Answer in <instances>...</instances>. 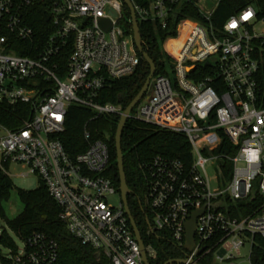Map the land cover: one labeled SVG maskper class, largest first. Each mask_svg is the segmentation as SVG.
Masks as SVG:
<instances>
[{"label": "built area", "instance_id": "2783aa9c", "mask_svg": "<svg viewBox=\"0 0 264 264\" xmlns=\"http://www.w3.org/2000/svg\"><path fill=\"white\" fill-rule=\"evenodd\" d=\"M131 1L139 24L173 26L177 35L163 43L169 75H155L130 119L183 134L192 149L190 162L158 155L142 165L150 233L176 255L162 264H264V9L249 6L219 29L213 17L222 0L211 13L203 0ZM35 5L43 6L53 33L34 48L36 32L27 21ZM192 6L200 20L181 17ZM125 7L123 0H0V107L33 109L17 130L0 124V167L21 165L28 168L24 176L36 175L68 232L101 253L100 262L146 264L122 196L106 176L107 142L93 141L86 126L89 147L72 158L61 141L73 105L92 110L95 119L124 113L99 99L109 81L131 77L141 64ZM231 20L235 28L226 27ZM63 49H71L65 69ZM117 195L115 206L110 200ZM200 211L189 249L187 224ZM10 232L0 220V249H10L0 251V264H58L56 240L36 232L20 237L18 248ZM144 244L148 262L161 264L153 241Z\"/></svg>", "mask_w": 264, "mask_h": 264}, {"label": "trees", "instance_id": "16d2710c", "mask_svg": "<svg viewBox=\"0 0 264 264\" xmlns=\"http://www.w3.org/2000/svg\"><path fill=\"white\" fill-rule=\"evenodd\" d=\"M137 2V0H135ZM249 6H256L264 9V0H222L220 7L213 17V24L221 29L234 15L241 13ZM30 16L27 23L34 28L36 38L32 45L41 46L47 42L53 28L46 20L45 10L42 5H35L30 9ZM182 18L200 20L201 16L197 8L188 7L184 10ZM132 16L128 7H125L124 24L129 35H133ZM140 30L143 37L144 50L149 54L157 66L158 75H169L172 67L171 58L164 53L163 43L170 36H176L175 27L162 30L157 24L141 22ZM178 42H170L169 47L175 49ZM71 49H63L64 69ZM19 55L24 53L19 52ZM141 57V64L137 72L131 77L123 80H111L107 87L101 92L99 103L119 105L125 112L131 103L136 99L144 88L150 74L151 67ZM33 109L30 105L19 106L16 109L0 107V124L10 130H17L23 126V121L31 120ZM120 116H103L95 119L92 110L73 105L68 112L66 131L61 135L67 152L72 158L85 152L89 142L85 138V128L89 127L93 141L107 142L111 156V167L106 174L110 178L118 192H120L121 180L117 163L116 134L120 123ZM227 143H224L221 152H226ZM122 149L124 152L125 172L127 182L132 194L129 195V205L136 224L141 232L143 240L148 243L152 240L159 250V261H166L175 258L171 252L172 245L165 243L159 235L150 233L149 222L152 216L148 210L141 205L144 204L147 192V180L142 171V165L151 161L158 155L180 159L190 162L192 160V149L188 139L183 134L169 130L156 128L145 123L130 119L126 125ZM8 168V167H7ZM224 169L228 174L231 165H225ZM13 191H17L25 208L22 214L16 219L8 221L10 228L21 238H27L36 232H43L56 240L60 245V259L58 264H107L97 261L96 252L83 246L69 232L64 223L61 222L60 208L50 196L46 185L40 181L35 190H23L16 188L8 171L0 167V220L6 219L4 203L8 202ZM257 205L254 206V209ZM201 264H206L204 260Z\"/></svg>", "mask_w": 264, "mask_h": 264}, {"label": "water", "instance_id": "95a60500", "mask_svg": "<svg viewBox=\"0 0 264 264\" xmlns=\"http://www.w3.org/2000/svg\"><path fill=\"white\" fill-rule=\"evenodd\" d=\"M123 2L125 3V5L128 7V9L131 12L135 46H136L137 50L139 51V53L143 56L145 61L150 65L151 74H150L144 88L140 92V94L136 97V99L131 103V105L126 109V111L121 116V120H120V123L118 125L117 134H116L117 163H118V169H119L120 180H121L120 192H121L122 200L124 203V207H125V210H126L128 217H129V220H130V223H131L132 228L134 230V233H135V235H136V237H137V239H138V241L142 247L145 262H146V264H150L148 262V259L146 257V253H145L144 240H143L141 232H140V230L136 224V221L132 215V211H131V208L129 205V195L132 193V191L130 190V188L128 186V182H127V175L125 172L124 152L122 149V141H123V135H124L126 125H127L128 121L130 120V117H131L133 111L136 109V107L140 104L142 99L148 93L151 81L155 77V75L157 74V66H156L155 62L152 60V58L149 56V54L144 50L143 37L141 34V30H140V24L138 22L137 13H136V10H135V7H134L132 1L131 0H123ZM49 20H50V18H47V21H49ZM106 24H107L106 20L101 21V26L103 27V29L108 30V27H106ZM202 213H203V211L195 213L193 215L192 219L187 224V241H188V248L189 249H193V247H194V237H195L197 219ZM95 257H96V260L99 262L101 260V253H96ZM173 262H180V261H173Z\"/></svg>", "mask_w": 264, "mask_h": 264}, {"label": "rangeland", "instance_id": "374dc122", "mask_svg": "<svg viewBox=\"0 0 264 264\" xmlns=\"http://www.w3.org/2000/svg\"><path fill=\"white\" fill-rule=\"evenodd\" d=\"M219 0H203L201 3V7L204 12L211 13L217 9ZM216 62V60H213ZM148 98V95L142 100V103H145ZM137 108L134 110L136 112ZM3 133H0L2 135ZM8 174L13 180L16 188L23 190H35L40 185V180L36 175L24 176V174L28 173V168H24L21 165L11 164L8 167ZM121 202V196L117 195L110 200L111 204L118 206ZM4 208L6 212V219L2 220V223L5 227H9L8 221H12L16 219L20 214L24 211V204L21 201L17 191H13L11 197L8 202L4 203ZM11 236L15 242V245L18 248H23L24 244L21 238L15 234L14 232H10ZM3 255H9L10 249L6 247H1L0 249ZM246 253V250L245 252Z\"/></svg>", "mask_w": 264, "mask_h": 264}, {"label": "clouds", "instance_id": "9594fccd", "mask_svg": "<svg viewBox=\"0 0 264 264\" xmlns=\"http://www.w3.org/2000/svg\"><path fill=\"white\" fill-rule=\"evenodd\" d=\"M250 15H251V9H249L248 13L244 14L241 17V19L247 20ZM236 26H237V22L235 20H231L230 23L228 25H226V27H228V28H235Z\"/></svg>", "mask_w": 264, "mask_h": 264}, {"label": "flooded vegetation", "instance_id": "af4514ba", "mask_svg": "<svg viewBox=\"0 0 264 264\" xmlns=\"http://www.w3.org/2000/svg\"><path fill=\"white\" fill-rule=\"evenodd\" d=\"M132 194V193H131ZM140 203H141V205H143L144 206V204L140 201ZM145 208V207H144Z\"/></svg>", "mask_w": 264, "mask_h": 264}]
</instances>
